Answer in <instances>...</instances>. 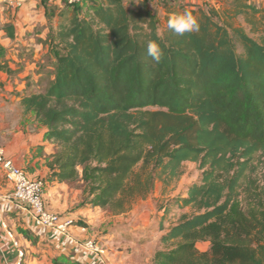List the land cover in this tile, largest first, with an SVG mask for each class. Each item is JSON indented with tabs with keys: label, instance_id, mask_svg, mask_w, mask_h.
<instances>
[{
	"label": "trees",
	"instance_id": "16d2710c",
	"mask_svg": "<svg viewBox=\"0 0 264 264\" xmlns=\"http://www.w3.org/2000/svg\"><path fill=\"white\" fill-rule=\"evenodd\" d=\"M224 2L164 3L161 30L145 3L90 1L81 16L62 2L52 78L19 92L53 143L48 178L80 183L84 204L123 212L156 177L197 164L199 178L175 202L195 212L160 236L167 248L152 264H264V182L252 162L264 157V1ZM185 10L200 30L177 36L167 22Z\"/></svg>",
	"mask_w": 264,
	"mask_h": 264
},
{
	"label": "crops",
	"instance_id": "0c3cea01",
	"mask_svg": "<svg viewBox=\"0 0 264 264\" xmlns=\"http://www.w3.org/2000/svg\"><path fill=\"white\" fill-rule=\"evenodd\" d=\"M15 1L0 0V63L11 69L10 73L0 69V145L17 166L43 179L47 207L74 223L67 234L41 225L24 205L11 198L12 185L0 167V264H18L17 248L8 232L24 249L20 264H152L154 253L167 248L159 238L169 229L167 219L178 203L156 206L145 198L143 204L133 202L116 213L84 204L81 186L48 178L47 161L54 151L53 143L43 139V128L30 113L23 112L18 93L32 87L31 80L39 75L24 47L51 28L55 31L59 11L66 4L47 0L8 4ZM89 2L76 4L88 7ZM83 241L103 246L105 254L87 249ZM197 247L205 250L207 242H198Z\"/></svg>",
	"mask_w": 264,
	"mask_h": 264
},
{
	"label": "rangeland",
	"instance_id": "374dc122",
	"mask_svg": "<svg viewBox=\"0 0 264 264\" xmlns=\"http://www.w3.org/2000/svg\"><path fill=\"white\" fill-rule=\"evenodd\" d=\"M129 7L138 6L140 3H145L148 8L154 13V15L159 20V29L161 30L163 26V16H164V3L169 4L173 3V5H178L179 3L183 4H197L203 7L213 6L215 8H220L223 5H226L224 0H121ZM256 3H261L264 0H253ZM75 9L79 15L83 16L87 13V5L86 4H76L71 6ZM54 28L50 29L47 33L41 36H37L33 42L27 43L24 47L26 53L30 54L31 62L35 64L33 68L35 74H39L37 80H31L30 85L33 90H43L46 86V81L52 78V64L54 63V59L58 54L61 53L60 46L56 43L55 38L53 36ZM21 64L25 65V62ZM19 94V93H18ZM17 94V95H18ZM155 109V108H150ZM253 163L256 164V177L260 183V185L264 182V157H261L259 154L254 157ZM138 169V168H135ZM159 171V170H158ZM157 171V172H158ZM200 171L195 162L184 161L181 167V173L177 178L172 179L169 182L162 180L161 178L156 177L154 180L153 187L151 191L146 196H138L133 201L137 202L140 205L143 204L144 199H151L155 202L156 206H163L166 203L175 202L181 203V197L185 196L186 187L191 182L196 181L199 178ZM72 185L80 186V183L73 182ZM131 207V205H130ZM195 212V207L192 205L185 206H175V210L171 212L168 217L169 227L182 220L183 218L191 215ZM201 249H204L202 244H199ZM103 247V246H102ZM104 248V247H103ZM105 249V248H104ZM106 250V249H105ZM106 252V251H105Z\"/></svg>",
	"mask_w": 264,
	"mask_h": 264
},
{
	"label": "built area",
	"instance_id": "2783aa9c",
	"mask_svg": "<svg viewBox=\"0 0 264 264\" xmlns=\"http://www.w3.org/2000/svg\"><path fill=\"white\" fill-rule=\"evenodd\" d=\"M28 1H44V0H16L15 3H8L11 6H19L20 4ZM50 2L58 1L64 2L69 5L79 3L83 0H47ZM94 2H100L101 0H90ZM0 167L4 171V176L8 182L12 185L11 198L24 205L26 210L36 219L41 225L57 231L62 234H67L69 226L74 223L73 219L65 217L60 213L51 211L44 199V181L40 178H35L29 175V173L17 166L12 158L7 156L6 151L2 145H0ZM81 230L85 228L80 226ZM9 237L13 245L17 248L18 264H20L24 258V249L19 241L13 236L11 232H8ZM81 244L87 249L97 254H105V249L92 241H83Z\"/></svg>",
	"mask_w": 264,
	"mask_h": 264
},
{
	"label": "clouds",
	"instance_id": "9594fccd",
	"mask_svg": "<svg viewBox=\"0 0 264 264\" xmlns=\"http://www.w3.org/2000/svg\"><path fill=\"white\" fill-rule=\"evenodd\" d=\"M167 28L177 36H184L199 32L200 23L191 11L185 10L182 13L171 15L167 22ZM147 55L155 63H160L164 57V51L157 42L150 41L147 45Z\"/></svg>",
	"mask_w": 264,
	"mask_h": 264
}]
</instances>
